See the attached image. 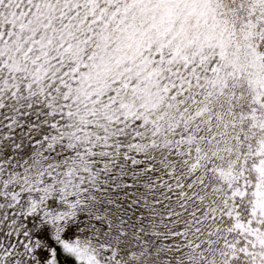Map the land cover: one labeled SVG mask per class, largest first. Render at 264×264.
<instances>
[{"label":"snow or ice","instance_id":"obj_1","mask_svg":"<svg viewBox=\"0 0 264 264\" xmlns=\"http://www.w3.org/2000/svg\"><path fill=\"white\" fill-rule=\"evenodd\" d=\"M0 264H264V0H0Z\"/></svg>","mask_w":264,"mask_h":264}]
</instances>
